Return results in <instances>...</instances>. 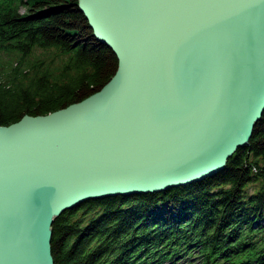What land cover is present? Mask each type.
Returning <instances> with one entry per match:
<instances>
[{"label": "water", "instance_id": "1", "mask_svg": "<svg viewBox=\"0 0 264 264\" xmlns=\"http://www.w3.org/2000/svg\"><path fill=\"white\" fill-rule=\"evenodd\" d=\"M118 58L97 92L0 124V264H54V219L222 171L264 113V0H79Z\"/></svg>", "mask_w": 264, "mask_h": 264}, {"label": "trees", "instance_id": "2", "mask_svg": "<svg viewBox=\"0 0 264 264\" xmlns=\"http://www.w3.org/2000/svg\"><path fill=\"white\" fill-rule=\"evenodd\" d=\"M78 1L0 0V52L9 56L0 54L1 125L79 102L116 73V54L94 37ZM262 160L264 113L211 177L91 199L57 216L54 264H148L194 249L203 264H264Z\"/></svg>", "mask_w": 264, "mask_h": 264}, {"label": "rangeland", "instance_id": "3", "mask_svg": "<svg viewBox=\"0 0 264 264\" xmlns=\"http://www.w3.org/2000/svg\"><path fill=\"white\" fill-rule=\"evenodd\" d=\"M24 11H25V9L21 8V13H23ZM0 54H1V52H0ZM1 55H2L3 58L9 57L8 54H1ZM261 163H264V160H262ZM254 186H255L254 184L249 185L248 190L249 191H253L254 190ZM194 255H196V254H194ZM199 260H200L199 258H196V259L194 258L193 260H187L186 261V259L183 258L182 260L181 259L177 260L176 263L177 264H195Z\"/></svg>", "mask_w": 264, "mask_h": 264}]
</instances>
